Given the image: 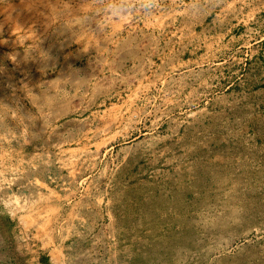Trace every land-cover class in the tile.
Returning a JSON list of instances; mask_svg holds the SVG:
<instances>
[{
    "label": "rangeland",
    "instance_id": "374dc122",
    "mask_svg": "<svg viewBox=\"0 0 264 264\" xmlns=\"http://www.w3.org/2000/svg\"><path fill=\"white\" fill-rule=\"evenodd\" d=\"M0 0V264H264V0Z\"/></svg>",
    "mask_w": 264,
    "mask_h": 264
},
{
    "label": "clouds",
    "instance_id": "9594fccd",
    "mask_svg": "<svg viewBox=\"0 0 264 264\" xmlns=\"http://www.w3.org/2000/svg\"><path fill=\"white\" fill-rule=\"evenodd\" d=\"M137 7L149 11L152 5L150 0H111L108 5V14L114 18L123 19L131 16Z\"/></svg>",
    "mask_w": 264,
    "mask_h": 264
}]
</instances>
